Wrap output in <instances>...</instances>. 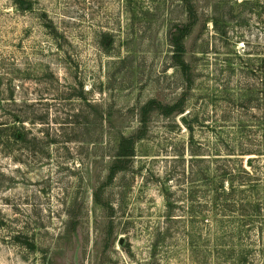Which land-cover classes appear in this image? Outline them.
<instances>
[{
	"label": "rangeland",
	"instance_id": "obj_1",
	"mask_svg": "<svg viewBox=\"0 0 264 264\" xmlns=\"http://www.w3.org/2000/svg\"><path fill=\"white\" fill-rule=\"evenodd\" d=\"M191 4L0 0V264H264V0Z\"/></svg>",
	"mask_w": 264,
	"mask_h": 264
},
{
	"label": "trees",
	"instance_id": "obj_2",
	"mask_svg": "<svg viewBox=\"0 0 264 264\" xmlns=\"http://www.w3.org/2000/svg\"><path fill=\"white\" fill-rule=\"evenodd\" d=\"M185 12L189 16V20H192L193 16V7L191 4V0H182ZM194 22H189L187 24L182 25L181 27H178L174 32L170 33L169 35V44L173 48V55L172 58L175 60L176 65L180 68L182 74L184 76L187 75L188 73V66L185 63L183 56L185 54L184 50V40L185 38L189 35L190 33V28L193 25ZM175 107H168V106H162L159 103L155 101H149L147 102L144 107L141 110V118H140V123L145 126L146 124V118L149 113L155 110H160L161 113L164 116H169L171 113L174 111ZM136 136V138H140ZM134 137H129V138H121L118 144L117 148V154H116V160L115 164L112 167V174H114L115 171L117 170H122L124 169L123 163L127 162L130 158L134 156ZM252 163L254 161H251ZM254 166V163L251 165V167ZM245 175L247 177L249 176V173L245 172ZM248 184V183H247ZM244 186L246 184H243ZM251 185V184H249ZM232 187V185H231ZM231 193H233V188L231 189ZM257 206L253 207L252 211L257 210Z\"/></svg>",
	"mask_w": 264,
	"mask_h": 264
},
{
	"label": "water",
	"instance_id": "obj_3",
	"mask_svg": "<svg viewBox=\"0 0 264 264\" xmlns=\"http://www.w3.org/2000/svg\"><path fill=\"white\" fill-rule=\"evenodd\" d=\"M181 122H182L184 125L187 124V120L185 119V117H182V118H181ZM247 165H248V166H251V161H250V160L247 161ZM119 244H120V245L122 244V240H121V239H120V241H119Z\"/></svg>",
	"mask_w": 264,
	"mask_h": 264
}]
</instances>
